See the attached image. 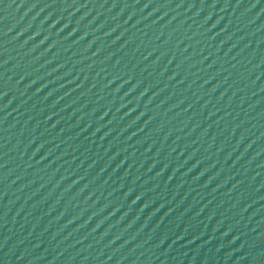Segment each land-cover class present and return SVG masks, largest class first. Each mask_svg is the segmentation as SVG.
Segmentation results:
<instances>
[{
  "label": "water",
  "instance_id": "water-1",
  "mask_svg": "<svg viewBox=\"0 0 264 264\" xmlns=\"http://www.w3.org/2000/svg\"><path fill=\"white\" fill-rule=\"evenodd\" d=\"M0 264H264V0H0Z\"/></svg>",
  "mask_w": 264,
  "mask_h": 264
}]
</instances>
